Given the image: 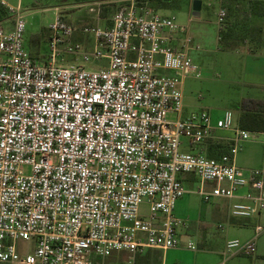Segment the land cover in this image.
Wrapping results in <instances>:
<instances>
[{"label": "built area", "instance_id": "2783aa9c", "mask_svg": "<svg viewBox=\"0 0 264 264\" xmlns=\"http://www.w3.org/2000/svg\"><path fill=\"white\" fill-rule=\"evenodd\" d=\"M0 4L11 15L0 24V264H133L146 250L176 249L184 224L173 211L187 193L228 201L233 218L264 212V173L234 164L260 133L234 126L228 110L215 121L183 115V82L198 73L188 29L173 16L118 0L109 26L81 31L94 38L87 53L54 8L50 54L40 61L23 47L19 4ZM64 55L107 65L87 70ZM217 132L230 133L226 152L208 158ZM182 139L189 153L179 151ZM180 176L198 188L189 192ZM263 232L228 241L219 264L251 255Z\"/></svg>", "mask_w": 264, "mask_h": 264}, {"label": "rangeland", "instance_id": "374dc122", "mask_svg": "<svg viewBox=\"0 0 264 264\" xmlns=\"http://www.w3.org/2000/svg\"><path fill=\"white\" fill-rule=\"evenodd\" d=\"M5 1L12 7H17L19 4L25 23L23 47L34 59H47L50 54L48 28L54 19V8H59L61 16L75 29L71 43L79 44L87 53H92L94 50V38L92 34H84L81 31L85 27L94 28L96 25L99 27L107 25L115 8V6L110 7L95 0ZM247 3V1L241 0L235 4L238 7L236 6V10L231 15L233 13L238 14L230 15V18H227V12L220 8V3L216 4L215 0H202V9L198 17L192 16L191 5L190 7L186 5L173 12L157 11L163 16H173L178 25L188 29V36L191 39L192 51L190 52V58L197 68L198 77L189 76L183 82L184 116L205 112L215 121L220 113L227 110L237 114L242 98L248 96L259 97V99L264 98V93H258L245 83V81L254 80L253 77H246L248 73H253V64L246 57L248 51L264 55V17L260 20L253 19L249 23L252 12L259 6L252 5L251 7ZM232 7L234 8V5ZM91 9L92 12L89 11ZM218 9L225 12V17L220 22V28H225L224 26L228 25L227 22H230L229 26L236 31H234L236 35H232L233 41L239 39L242 34L246 38H244L246 44L239 43V45H235L233 51L221 49L217 41L219 29ZM251 25L262 28V34L259 37L257 31L251 29L254 28ZM227 29H225L226 32ZM244 32L248 33L243 35ZM257 40H259L258 44L262 42V47L257 45ZM63 60V63L66 64L73 63L68 55H64ZM79 60L78 63H82L87 70H97L105 68L107 65V61L104 59L94 60L89 58L86 63ZM167 119L173 121L175 116L169 115ZM181 142L183 145L179 151L189 153L190 151L186 149V140L182 139ZM234 164L242 170H254L264 173V133L257 134L255 138H251L242 144L241 150L235 156ZM29 172V168L23 169L24 175L29 174ZM180 178L182 180L190 179L189 176H180ZM185 188L189 191H195L198 188L197 180L185 183ZM213 208L212 203H202L196 194H185L176 202L174 215L186 222L187 229H178V233L182 230L192 235L198 229V226L205 223L209 224L210 228L213 227L215 221L213 218L216 216ZM139 214L141 217L148 215L146 201L140 205ZM255 218L249 220L251 222L258 221V224L264 227V222H262L264 221V213L261 220ZM260 236H264V232ZM191 241L195 247H200L195 237L191 236Z\"/></svg>", "mask_w": 264, "mask_h": 264}, {"label": "crops", "instance_id": "0c3cea01", "mask_svg": "<svg viewBox=\"0 0 264 264\" xmlns=\"http://www.w3.org/2000/svg\"><path fill=\"white\" fill-rule=\"evenodd\" d=\"M222 1L223 0H215V3L219 4ZM201 9H202V0H201ZM220 11L222 10L218 9L217 15H219ZM223 13L225 17V12ZM218 23L220 29V22L218 21ZM109 25L110 22L107 25H104V27H107ZM217 41H218V36H217ZM258 45L262 47V42H260V44ZM191 51L192 49L189 51V56ZM246 57L247 59L250 60L251 64H253L252 65L253 73H248L246 77L248 78L253 77L254 80L253 81L248 80L245 81V83L248 86L254 88L255 91H257L258 93H264V55L248 51ZM70 59L71 61H73L74 64H80V65L82 64V63H78L79 58L77 57L70 56ZM37 60L45 61V59H37ZM242 100L264 102V98L259 99V97H250V96L246 98H242L241 101ZM222 113H220V116ZM240 114H241V110L239 107V112L237 114H233L234 126L239 127L238 119ZM229 136L230 133L217 132L211 144L225 145V139L228 138ZM191 180L193 179L190 178L189 180H182L184 187H185V183H190ZM211 203L213 204L214 207L213 209L215 210L214 213H216V216L213 218L215 220L213 227L210 228V225L207 223L202 224L198 226V229L192 235H190V233L183 232L182 230L178 233L177 230L178 246L176 249L168 250V251L146 250L144 253L137 254L136 256H134L133 264H219L221 260V255L228 241L237 240L240 241L241 243H245L253 239L255 234V227L261 226L258 224L259 223L258 221L251 222L249 220L250 218L245 220L233 218L230 215V203L228 201L216 199L213 200ZM263 213L264 212H262L258 216H255L256 217L255 219L261 220ZM181 221L184 224V226H181L178 229L184 228L186 230L187 229L185 225L186 222L183 220ZM260 235L255 240L254 252L251 255L235 256L231 258L227 264H264V236H260ZM191 236L195 237L197 243L200 245L199 248L195 247V250H189L187 248V244L189 242L192 243ZM120 257L125 258V255H120Z\"/></svg>", "mask_w": 264, "mask_h": 264}, {"label": "trees", "instance_id": "16d2710c", "mask_svg": "<svg viewBox=\"0 0 264 264\" xmlns=\"http://www.w3.org/2000/svg\"><path fill=\"white\" fill-rule=\"evenodd\" d=\"M95 1L101 2L105 5H109L110 7H113V6H116L115 2L118 0H95ZM240 1L241 0H223L220 3V8H222L223 10L227 12L226 13L227 18H230L231 13L236 10L237 5L235 4H237ZM245 1H247L248 2L247 4H250L251 7L252 5L259 6L258 8H256L255 11L252 12L251 16L249 15L250 16L249 23L253 19L260 20L262 17H264V0H245ZM136 2H137V5L149 7L153 9L155 12L157 11L173 12L186 5H189L190 7L192 0H189L188 2L187 0H136ZM233 5H234V8L232 7ZM237 14L238 13L236 14L233 13V15L231 16H234ZM10 19H11V15L7 11V9L0 4V24L8 22L10 21ZM227 23L228 25L224 26L225 28H220L218 30V44L220 45L222 50L233 51L234 50L233 48L235 47V45H239V43H245L246 38L242 36L241 34L240 38L238 37L239 39H235V42H234L232 39V35H236L235 33L236 31L234 30L233 27L229 26L230 22H227ZM225 29H227V32L225 31ZM251 29H255L257 31L256 33L258 37L262 34L261 27L260 28L254 27ZM245 33H248V32H244L243 35H246ZM258 41L259 40L256 41L257 45L259 43ZM239 107L241 110V114L238 119V126L241 129L249 131V132L264 133V102L252 101V100H242ZM225 152H226V148L224 145H221V144H208L206 147V151H205L206 156L208 158H218L221 154Z\"/></svg>", "mask_w": 264, "mask_h": 264}, {"label": "water", "instance_id": "95a60500", "mask_svg": "<svg viewBox=\"0 0 264 264\" xmlns=\"http://www.w3.org/2000/svg\"><path fill=\"white\" fill-rule=\"evenodd\" d=\"M201 10V0H192L191 13L193 17H198Z\"/></svg>", "mask_w": 264, "mask_h": 264}]
</instances>
